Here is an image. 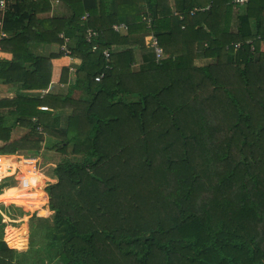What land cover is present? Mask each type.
Returning a JSON list of instances; mask_svg holds the SVG:
<instances>
[{"label": "trees", "instance_id": "obj_1", "mask_svg": "<svg viewBox=\"0 0 264 264\" xmlns=\"http://www.w3.org/2000/svg\"><path fill=\"white\" fill-rule=\"evenodd\" d=\"M63 2L71 10L68 18L35 21L50 0H6L1 19L2 45L27 48L32 27L38 29L41 43L62 44L60 33L68 39L76 35L75 49L69 46L71 55L81 60L75 85L87 84L94 96L71 101L72 115L54 131L50 128H55L56 119L52 120L49 108L36 110L38 98L19 95L0 100V139H9V130L2 126L5 115L16 116L29 132L0 148V153L37 154L46 129L58 140L59 154L64 156L55 169L57 183L34 198L53 211L43 257L15 259L14 250L4 242L21 253L16 228L9 226L1 235L0 264H117L114 259L119 258L132 264L162 258L163 264H173L183 251L187 254L179 264H264V51H260L264 0H246L242 5L235 0H181L174 7L169 0ZM145 16L151 19V31L167 57L156 61L154 53L147 52L142 60L148 63L135 74L131 71L135 52L147 46ZM118 24L126 26L125 34L112 29ZM88 29L98 33L91 43L85 40ZM92 43L98 46L95 52L90 50ZM235 43L241 44L236 52ZM106 48L112 50L108 65L102 57ZM31 58L32 68L25 75L42 74V63L47 62L50 79L54 55ZM198 58L215 63L197 67ZM12 66L0 63V79L9 81L6 75ZM66 73L63 69V83ZM100 74L103 78L96 82ZM168 74L164 87L161 79ZM140 75H150L149 80L139 82ZM178 77L191 81L188 89L203 88L180 109L178 101L167 105L166 98L155 93L166 90V85L175 90ZM49 82L40 85L47 87ZM117 94L121 97L113 103ZM131 95L139 100L131 103ZM162 107L169 116L158 113ZM2 109L6 111L1 113ZM30 135L36 137V144ZM70 152L79 157L77 161L70 160ZM120 156L125 161L118 168L126 166L138 173L134 177L138 183L153 189L140 199L152 203L150 212H144L142 204L134 209L122 203L109 205L116 200L118 176L105 179L98 167ZM12 198L5 191L0 203ZM17 207L28 212L22 205ZM1 213L3 231L9 224L2 221Z\"/></svg>", "mask_w": 264, "mask_h": 264}, {"label": "crops", "instance_id": "obj_2", "mask_svg": "<svg viewBox=\"0 0 264 264\" xmlns=\"http://www.w3.org/2000/svg\"><path fill=\"white\" fill-rule=\"evenodd\" d=\"M29 1H35V0H29ZM57 1H58L57 4H52L50 2L51 4L49 7L44 8L43 12L37 13L35 15V21H40L46 18H50V19L59 18V17L68 18L71 15V10L63 2V0H57ZM169 1L173 7L175 6V2L178 4V6L181 5V0H169ZM39 8L40 7H37V10H39ZM2 18H3V12L0 11V26H1ZM37 30L38 29L36 27H32V30L28 33V36L30 37V43L27 48L17 47L14 44H9L7 42H4V45H2L3 43L0 44V63L6 62V63H10L13 66L16 65L15 69L12 66V69L7 71L6 76L9 79V81L5 79H0V100H11L19 95H26L27 98H34V99L38 98L39 104H37L36 110H42L41 108L44 107L47 110L48 107L49 108L48 111L52 113V120L56 119V122L53 125V127L55 128H50V130L51 131L60 130L61 128L64 127L66 119L72 115V109L69 106L71 101H76V100L88 101L91 100L94 94L89 93L87 84L81 87L75 85L76 72L81 64V60L75 57L73 54L71 57L64 56L60 50L61 44L59 43H55V42L41 43V41L38 38L39 35ZM125 32L126 31L123 30L119 34L123 35L125 34ZM12 34L13 33H10V35ZM150 34H152V31L148 32V36ZM60 35L64 36V34L62 33H60L59 36ZM0 39H3L1 35H0ZM4 39H6V37ZM76 44H77V36L75 35L69 37V46L72 49V51L75 49ZM147 52L153 53V50L150 49L148 46H145V49H138L135 52V61L131 66L132 73L135 74L139 73L141 68L144 67L143 65H146L148 63V62H143L142 60L143 55L147 54ZM50 55H54V58L50 60V79L48 76L49 64L47 62L42 63L43 65L42 74L36 73V75L34 74L29 76L25 75V72L30 71L32 68L30 67L31 62H29V59L32 60L31 57L41 56L48 58ZM166 57L167 56H164V58ZM209 60L210 59L198 58L194 61V65L197 67L206 66L209 64L210 62ZM170 66H174V64ZM63 69L67 71L66 81L64 83L60 81ZM47 76L48 79H46ZM149 77L150 75H147L145 78H149ZM179 77L177 78L178 82L176 83L177 88L175 90H170L168 85H166L167 86L166 90L164 88V91L155 92L156 95L162 98H166L165 104L167 105H171L170 103L171 100L178 101V109H180V107H186V105L189 104L185 102L186 100L191 102V100H193L196 95H201L203 93L202 91L203 88L198 87L197 85H192V87L188 89L186 86L188 84H192L191 81H186V80L182 81V79H179ZM169 78L170 77L168 74L167 77L161 79L164 87L165 84L169 82ZM47 80H50L47 87H43L40 85L43 81H47ZM196 81L197 80H194L193 83H196ZM23 82L27 84H32L33 86L25 87L24 86L25 84H23ZM151 89H153L152 82H151ZM119 96L121 97L120 94H117V98L112 102L116 103L117 101H119L118 99ZM51 97L53 98L60 97L62 99H66L67 102L65 101V103H63L62 100L54 101L51 100L52 99ZM128 99L131 101V103H136L139 100L138 96L136 95H131L128 97ZM181 103L183 104L181 105ZM65 104H67V106H65ZM163 108L164 107L157 108L158 113L162 114L163 116H169L167 114L168 112H166L165 114V110ZM1 111H3L1 113H4L6 109H2ZM35 119L36 117H33L30 121L34 123L36 121ZM2 126L4 129L9 130V139L5 140L1 138L0 148L9 145L12 142L20 141L22 140V138L29 135L28 129L24 126H20L17 123L16 116L5 115L3 118ZM43 129L44 128H42V130ZM44 130L45 132L42 141L39 142L40 150L38 153H40L44 149L43 147L45 144H47L48 141L55 139L54 137L47 135L46 129ZM29 140L30 141L33 140L32 141L33 144L37 143L36 137H34L33 139L32 135H30ZM0 155L6 157L15 156V155L23 156V157L30 155L33 156L27 151H16L8 154H2L1 152ZM37 157L38 156L36 154L35 156H33V158H37ZM10 182L13 183V181ZM138 186L140 187V185ZM1 215H3L4 218H6L8 221L12 223L9 224L8 226H5L3 231H0V241H4L1 238V235L5 232L7 227L10 226V227L18 228V226L13 225L16 224L15 223L16 221L10 220L3 213H1ZM2 221L5 223L7 222L6 220H2ZM4 242L6 243L8 248L14 250L15 259H17L16 256H18L19 254L16 253V250L13 247L9 246L6 241Z\"/></svg>", "mask_w": 264, "mask_h": 264}, {"label": "rangeland", "instance_id": "obj_3", "mask_svg": "<svg viewBox=\"0 0 264 264\" xmlns=\"http://www.w3.org/2000/svg\"><path fill=\"white\" fill-rule=\"evenodd\" d=\"M260 51H264V41L261 42ZM209 61L211 65L215 63L214 61ZM242 67L243 65H240V69H242ZM148 80L149 78L142 77L141 75L140 77H138L139 82H147ZM185 102L189 103L188 100H186ZM223 103H225V101H223ZM56 143H58V140L52 139L44 145V149L40 153L36 154L38 156L37 158H35L37 162V173H35L30 167L26 174V177L29 180H36V182L38 181L37 183H35V186L37 187L36 191H34L33 193H27L19 190H9L8 192H11L12 197L15 198L9 199L7 203H0V211L10 220L16 221V224L13 225L18 226V228H16V239L18 243V249L19 251H21V253L16 257L20 260H28L30 258H34L35 260L39 261L38 257H43V250L49 242L47 238V232L53 225V211L49 212L42 205L36 204V200H34V198L35 196L40 195V191H44L48 185L57 183V173L55 169L56 166L64 158V156L62 157L59 154V147H57ZM33 156H25V158H33ZM68 156L70 160L73 161H77L79 158L77 156H72L71 152ZM114 160L115 161L109 162L108 164L103 163L102 167H98L101 176L105 179L109 178L111 175L118 176L117 186L119 187L117 191L114 192V194L116 195V200L109 201V205L112 203L115 205L128 204L130 206L133 205L132 208L134 209V207H137V205L141 206L140 204H142L144 206L141 209H143V211L145 210L147 212H150L152 203L150 202V204H148L147 201L141 202L140 199L143 197L145 199L147 194L149 195V193L153 192V189L144 183H138V181L134 178L139 176L138 173L136 174L135 172H130L126 166L123 167L124 170L121 167L118 168L119 165L124 164L125 160L123 157L120 156L118 159ZM17 166L19 165L17 164ZM152 178V176L147 177V179ZM138 185H140V187ZM121 198L122 200H120ZM25 201L33 203H26ZM17 205H22L28 212H25L21 208L17 207ZM139 216L141 219H144V217L140 214ZM4 220L7 221V224H12L6 218H4ZM185 253L186 251H183L181 257H174L172 263H181ZM114 260L117 262V264H132L130 260L125 261L121 258H119L118 260ZM150 264H163L162 258L161 261L160 259L156 258Z\"/></svg>", "mask_w": 264, "mask_h": 264}, {"label": "built area", "instance_id": "obj_4", "mask_svg": "<svg viewBox=\"0 0 264 264\" xmlns=\"http://www.w3.org/2000/svg\"><path fill=\"white\" fill-rule=\"evenodd\" d=\"M52 4H57V0H50ZM246 0H235V3H238L240 5L244 4ZM6 6V0H0V11L3 12L5 10ZM205 9V8H203ZM202 9V10H203ZM207 9V8H206ZM198 9H193L190 14H194ZM82 19H85L83 17ZM142 21L146 24V28L151 31V19L148 18L147 16L142 18ZM112 29L116 33H120L123 30L126 31V26L124 24H118V25H113ZM1 37H4V34H1ZM63 43L60 46V50L63 53L64 56L71 57V50L69 48V39L64 37L63 35L59 36ZM93 39H98V33L96 31H93L91 29H88L86 31V36L85 40L87 43H91ZM146 43L147 46L153 50L155 60L156 61H161L164 59V53L160 46H158L157 39L154 37L153 33L150 34L149 36L146 37ZM247 44L251 45L249 41L246 42ZM241 44L240 43H235L233 45L234 52H236L238 49H240ZM228 47H226L227 49ZM91 52H95L98 50V46L94 43L91 45ZM251 50L253 48L251 47ZM111 52L112 50L110 48H106L102 51V57L103 60L105 61L106 65H108L111 61ZM103 78V75H98L95 78L96 82H100L101 79ZM42 110H46V108H41ZM18 164V167L13 168L11 163ZM10 163V165H9ZM36 160L35 158H28V157H23V156H3L0 155V195L3 194L5 191L9 190H19V191H24L27 193H33L36 191L37 187L35 186V181L29 180L26 177V174L31 167L32 170L37 173V167H36ZM12 171V172H10ZM10 181H13L11 183ZM38 182V181H37ZM36 182V183H37ZM7 183V185H5ZM5 185V186H4ZM40 187V186H39Z\"/></svg>", "mask_w": 264, "mask_h": 264}]
</instances>
